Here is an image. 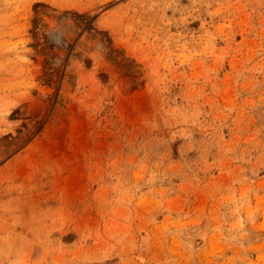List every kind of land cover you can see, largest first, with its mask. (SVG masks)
Segmentation results:
<instances>
[{
	"label": "rangeland",
	"instance_id": "1",
	"mask_svg": "<svg viewBox=\"0 0 264 264\" xmlns=\"http://www.w3.org/2000/svg\"><path fill=\"white\" fill-rule=\"evenodd\" d=\"M0 264H264V0H0Z\"/></svg>",
	"mask_w": 264,
	"mask_h": 264
}]
</instances>
